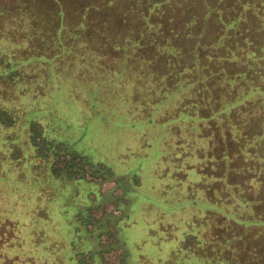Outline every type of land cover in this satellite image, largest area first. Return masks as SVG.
I'll use <instances>...</instances> for the list:
<instances>
[{
    "label": "trees",
    "instance_id": "1",
    "mask_svg": "<svg viewBox=\"0 0 264 264\" xmlns=\"http://www.w3.org/2000/svg\"><path fill=\"white\" fill-rule=\"evenodd\" d=\"M238 2L244 10L233 19L221 9L226 0L218 13L208 2L202 27L179 17L176 26L150 22L153 28L139 30L127 42L101 32V23L91 18L93 5L86 6L79 26L63 22L65 9L50 24L49 10L10 15L0 5V43L9 38L16 46L11 54L0 47V79L5 89L13 87L0 90L2 262L40 264L41 256L51 254L41 236L46 230L60 239L61 256L52 253L54 264H59L57 255L64 264H144L135 242L122 235L125 221L143 209L173 219L160 230L168 238L161 240L168 245L162 254L157 242L146 244L158 264H235L230 261L233 240L245 238L244 229L264 226V219L237 218L262 214L264 200V103H259L264 100V0ZM191 3L178 2L179 16L194 13ZM21 4L25 8L27 3ZM12 9L17 12L19 5ZM236 27H243L238 31L242 38L227 46L221 38ZM70 47L67 55L64 48ZM135 50L152 51L156 60L142 54L148 78L128 74L124 81L134 90L129 85L119 99L106 98L105 81L98 76L74 77L72 70L62 78L53 63L64 59L71 69L80 66L98 74L110 69L117 54L123 59L120 66L115 63L118 71L125 72L130 62L135 64ZM154 62L162 68L155 69ZM234 62L248 70L235 69ZM42 68L52 74L43 90ZM29 71L32 87L25 88L30 78L24 72ZM253 118L257 130L250 128ZM184 119L196 143L204 142L195 152L182 141ZM87 147L100 155L85 157ZM111 147L127 164L120 170L104 157ZM54 180L68 187L67 197L53 189ZM106 182L115 188L104 192ZM191 213L198 218L188 223ZM159 224L150 223L148 230H158ZM143 226L138 223V231ZM9 236L13 243L6 242ZM10 251L15 254L6 255ZM112 252L119 253L115 263L105 259Z\"/></svg>",
    "mask_w": 264,
    "mask_h": 264
},
{
    "label": "rangeland",
    "instance_id": "2",
    "mask_svg": "<svg viewBox=\"0 0 264 264\" xmlns=\"http://www.w3.org/2000/svg\"><path fill=\"white\" fill-rule=\"evenodd\" d=\"M171 1L172 0H54L53 2L50 1V4H48L47 0H27V1L26 0L25 1L24 0H0V5L3 6L4 9L7 10V14H10V15L16 14V13H18L19 15L20 14H26L30 9H33V8L36 10H43V11L49 10L50 15H51V17L49 18L50 24L53 23L54 18H55V20H58V16L55 15V13H58V11L65 9L67 16L62 17V19H63V22L69 26H79L80 22L82 21L81 17L83 16V13L85 12L84 10H85L86 6L93 5L94 6V8H93L94 12H93L91 18L93 19L94 22L98 21L101 23V32H104L106 34H113L112 38L115 41L118 40L121 42H127L130 39H132L133 35L137 34L139 30L153 28L152 25H150V22L155 24V25L160 26L161 23L163 24V23H165V21H168L169 24H171L172 26H174V25L176 26V24H175L176 20H174V19L179 17V18H182L181 20H183V19L189 20L190 19V20L196 22L197 25L202 27V26H204V23L206 21L205 20V18H206L205 13H206V8H207L206 4L208 2H210L211 3L210 5L213 8L215 7L216 12L218 13L220 11V7L222 6V4H224L225 0L224 1L223 0H188V2L189 1L192 2L191 4H192V6H194L193 8L195 9L194 13L190 17H187V16L184 17V15H183L184 12L181 13V15L179 16L180 11L177 10L176 5H178V2L180 5V3L184 2L185 0H173V3H171ZM23 2L27 3L25 8H23L24 5L21 4ZM240 3L246 4V0H240ZM17 4L19 5V9L17 12H15L12 9V6L17 5ZM20 4H21V6H20ZM162 6L167 7V8H165L166 9L165 12H163V13H162ZM243 6L244 5H242L241 8L239 7L238 0H226L225 6H223L221 9L223 11V14L224 13L230 14V17H229V20H230V19L235 18L237 16V14L239 12H241V10H244ZM88 11H90V8L88 9ZM251 12L254 13L253 11H251ZM218 17L219 16L217 14V17L215 18V20H217ZM21 20H24L23 21L25 23L24 26L26 28H28V25H26L27 22H25V20L27 21V19L24 17H21ZM255 20L259 21L260 19H255ZM70 24H72V25H70ZM6 25H7V23H6ZM15 26H17V28H18L19 23H15ZM215 29H216V27H215ZM242 29H243V27L241 28V30L238 27L236 29V31L232 30V31H229L227 33H224L225 35L224 36L222 35L223 38H221V39H223V41H225L227 43V46H230V44L234 45L233 43H235V42L236 43L238 42V44H239V39L242 37L238 33V31L240 33H242ZM92 30H96V27H93ZM109 30H113V31L111 32ZM221 39L219 41H221ZM6 40L9 42V44H7ZM6 40L3 41L2 43H0V47L3 46L5 48H7V49H5L4 54H6V53L11 54L12 52H16V50H14V51L10 50L11 48L15 49L16 46L11 43V40L9 38H6ZM17 43L21 44V48L27 49V46L25 43H21L20 41H17ZM240 43L243 44L244 41L241 40ZM64 49L68 55V52L71 50V47L70 48H64ZM64 49L62 50L63 52H64ZM123 49L129 50L130 47L126 46ZM132 49H135V48H132ZM132 52L136 55L133 58V59H135V64H132L130 62L129 65L126 66L125 72L118 71V66H120L119 61L123 60V59L120 56H118L117 54L114 55L113 56L114 58L111 60V62H109L110 66H111L110 69H108L107 67L105 68V70L100 69L98 71V74H96V71H93V69H86L85 67H80V66H77V68L71 69L68 66V63L65 65L64 59H63L62 63L60 62V60L57 62L54 61L53 63H57L56 64V68H57L56 71H57V73H59L61 75L62 78H65L66 73L68 71L71 72L72 70L74 73V77H76L79 74L81 75L82 73H85V72L88 74V76H90L91 74H94L95 77L92 76V77H94V80H95L96 76H98V78H99L98 80L105 81L106 98L107 97H110V98L114 97V99H119V98H121V96L123 94L126 95L127 87L129 85H130L131 89L134 90V86L130 84V81H128V82L124 81V79L127 80L126 78H128L127 77L128 74L134 73L135 76L141 75L142 78H146V79L148 78L146 76L147 73H145V70L148 68V63H145V62H143L144 61L143 59H140L142 54H144L145 57L146 56L149 57L151 55L152 58L154 59V61L156 60V58H154L152 53H151L152 51L151 52L147 51L146 53H137L135 50ZM21 54H24V53H21ZM218 55H220V54H218ZM220 56H222V55H220ZM249 58H250V61L249 60L248 61L251 62V60L253 59L252 56H249ZM234 60H236V59H234ZM256 62H259V61H256ZM115 63H117L118 66ZM154 63H153V65H154ZM251 64L254 67L253 62H251ZM134 66L136 67L135 70H133ZM241 66H243V65H241ZM31 67H34V66L30 65L28 67L29 70H32ZM233 67L235 69H238V70L244 69V72H245V70L246 71L248 70L244 66H243V68L239 67L238 63H236V62H234ZM154 68L155 69L162 68L160 66V62H156ZM24 69H26V67ZM94 70H96V69L94 68ZM140 70L143 72L140 73ZM117 72L122 73V74L121 75L117 74ZM236 72H237V70H236ZM29 74H31V71H29V73L24 72V76L27 78H30V79H26V81L24 83L25 88L32 87V82L30 80H32L33 78H31ZM50 75H52V74L50 72H48V70H44L43 68L41 69V77H40L41 80H39V82H40V87L42 90L49 87V85H47V82H48L47 79L50 77ZM249 76H251L250 71L248 73V78H249ZM244 77H245V75H244ZM230 78H234V77H230ZM6 86L7 85L5 84L4 80L0 79V90H6L7 89L10 91L11 88H13V87H11L9 89L8 88L5 89ZM155 86H156V88H158L157 85H155ZM147 88H149V86H147ZM262 98L264 99V97H262ZM260 99H261V97H260ZM0 101H2L1 97H0ZM137 103H139V101H137ZM142 103H145V102H142ZM259 103H264V100H260ZM145 104H147V103H145ZM147 106H149V105L147 104ZM170 106H172V105L168 104V107H170ZM59 108L64 109L65 107H63V105L61 104V107H59ZM263 115H264V113H263ZM254 119L255 118H253L251 120L252 125L250 124V128H252L253 130H257L258 126H257V124L254 123L255 122ZM257 121H260V120H257ZM182 122L184 124L183 128L179 129V132H181V135H182L181 136L182 141L184 142L185 147L188 148V151L195 152L196 148H198L199 145H203L204 142H197L196 143V139H194V136H193V131L190 128H188L189 122H190L188 119H184L180 123H182ZM190 125H192V124H190ZM174 130L176 131L177 129H174ZM102 138L108 140L107 137H102ZM78 145H80V144H78ZM90 151H92V152H90ZM165 153L166 152H164V154ZM94 154H96V153L93 152V150L91 148H88V147L85 148V154H84L85 157H89L90 160H95L94 157L96 155H100V152L97 151V154L96 155H94ZM104 157L107 161H108V159L114 160L112 162V165L108 164L112 168H116V169L120 170L127 165L126 162H123V157L120 156L119 150H117L116 148H113V147L109 148L107 150L106 154H104ZM137 160H140V158H138ZM263 183H264V178H263ZM102 188H103L104 192H109L115 188V185H114V183L106 182L103 184ZM53 189L54 190L57 189L61 197L64 195L67 197L68 187L67 186L60 187L59 181L54 180ZM262 192L264 194V186H263ZM118 193H119V191H118ZM142 201L144 202L145 199L142 198ZM136 204H138V202H136ZM105 210H106V212H110L113 210V207L111 205H108V206H106ZM261 212H262V214H256V215L252 216V214L249 213V214H244L243 216H238L237 218L238 219L242 218L244 220L249 219V221H256V220L262 221L264 219V200H263L261 207L259 208V213H261ZM99 215H100V212L97 213V216H99ZM157 216H159V215H157ZM157 216L150 215L146 210L138 209L137 214L133 215L131 220L125 221V224H124L125 230H123L122 235L126 239L130 238L131 243H133V241L135 242L138 252H140L144 256V257L142 256L143 259L146 260V262H144V264H158L157 262H155V259H154L156 253H154V251H152V249L147 247L148 245H146V244H148L150 242H153V243L157 242L156 245H157V248L159 249L158 255L162 254V252H163V250H165V248H168L167 244L162 243V241H165L168 239V238H166L167 235H165V233H161L160 230L164 231L167 224H171V222H173V219L169 216H164V215L160 216V218ZM188 218H189V221H187V222L190 223L192 221H196L198 216L194 213H191L188 216ZM154 222L156 224L160 223L159 229L157 230V228H156L154 230H151V229L148 230L150 228V223H154ZM138 223L144 224L141 231H138ZM145 229H147V230L145 231ZM177 231L178 232H175L176 234L181 233V230L179 228H177ZM243 234L246 235L245 238L242 237V239H241L237 236L233 240V252H232V258L230 257V261L232 260L235 264H237V263H239V264H249V263L250 264H264V226L260 225L259 227H255L254 229H252V227H251V228L247 229V231H245V229H244ZM41 236H42V240L46 241L47 245L50 246L51 254L47 255V256H41L40 264H54V262H53L54 259H53L52 253L57 251V254H59V256H61V252L59 251V249L57 247L59 242H60V239H59V237L55 236L54 234H51V235L48 234L46 232V230H45V232L41 233ZM130 236H132V237H130ZM149 236H152V238H150ZM6 242L13 243L12 237L9 236V239ZM222 243L224 244V242H222ZM234 249H235V251H234ZM12 253L15 254L14 251H10V252H7V254L6 253L5 254L10 256ZM1 254H0V260H1L0 264H16V263H12L11 261L2 262L3 259L1 258L2 257ZM118 255H119L118 252H112V253L106 254L105 259L108 260L110 263H115ZM57 259H58L57 262H59V264H64V260H63L64 257L60 258L57 255ZM29 261H30V264H34L33 261H31V260H29ZM22 264H26V263H22Z\"/></svg>",
    "mask_w": 264,
    "mask_h": 264
}]
</instances>
